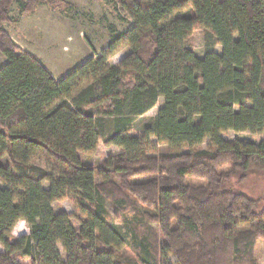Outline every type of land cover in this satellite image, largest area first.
I'll use <instances>...</instances> for the list:
<instances>
[{"label":"trees","instance_id":"obj_1","mask_svg":"<svg viewBox=\"0 0 264 264\" xmlns=\"http://www.w3.org/2000/svg\"><path fill=\"white\" fill-rule=\"evenodd\" d=\"M16 2L30 14L59 0H0V264H257L261 201L229 183L264 172V139L220 135L264 133V0H120L132 28L110 26L99 56L58 81L4 30ZM199 28L211 33L201 59L186 45ZM124 48L129 54L108 65ZM160 98L153 126L130 137L133 120ZM151 138L170 152L155 155ZM101 143L123 153L82 164L79 154ZM38 154L60 171L34 166ZM68 195L84 219L79 231L52 208ZM104 203L121 214L134 257L121 252L124 237ZM19 221L29 234L17 238Z\"/></svg>","mask_w":264,"mask_h":264},{"label":"rangeland","instance_id":"obj_2","mask_svg":"<svg viewBox=\"0 0 264 264\" xmlns=\"http://www.w3.org/2000/svg\"><path fill=\"white\" fill-rule=\"evenodd\" d=\"M120 0H59L54 6H39L34 12L24 14L21 12L18 2L14 3L10 10V18L14 22L4 25V30L14 44L22 51L33 55L50 73L55 81L60 80L69 72L75 70L87 60L99 56L106 48L110 39L109 27L112 26L117 33H127L132 28V22L125 18L119 8ZM193 0H188V3ZM211 33L205 28L197 29L188 39L186 45L196 58L201 59L206 53V45ZM212 41V40H211ZM214 52L221 54V47L214 45ZM130 50L124 48L108 61V65L116 66ZM6 58L0 53V69L6 64ZM164 100L160 98L156 106L142 117L133 120L130 126V137L140 138L147 127L154 124L158 110L163 107ZM236 111L238 109L236 108ZM222 139L230 143H253L258 144L264 139V133L252 135L249 133L226 132L220 135ZM150 142L156 146L155 155L170 152L168 146L158 145L155 138ZM209 140H206L199 148L207 150ZM123 153L116 147H105L99 144L96 152L91 155L79 154V159L86 166L97 167L110 156ZM3 163L9 158L4 157ZM31 163L47 173H58L60 170L47 158L38 154L31 159ZM190 181L188 183H194ZM196 183V182H195ZM229 186L235 188L246 196L259 199L261 204L259 211H264V172H251L243 183L233 179ZM45 189H48L46 184ZM0 188L6 187L0 177ZM76 196L68 195L66 199L52 205L55 213L64 212L70 216V224L75 231H79V221L84 220L75 208ZM108 213V223L116 224L124 237L125 245L121 252L134 257L130 245V234L122 223L121 214L115 211L109 203H104ZM29 234L28 225L19 221L11 231L13 237H21ZM61 260L65 262L66 254L61 245L57 246ZM0 252L4 249L0 246ZM254 257L257 264H264V240H257L254 247ZM174 263V258H171Z\"/></svg>","mask_w":264,"mask_h":264}]
</instances>
